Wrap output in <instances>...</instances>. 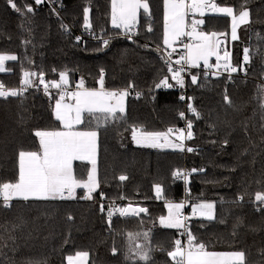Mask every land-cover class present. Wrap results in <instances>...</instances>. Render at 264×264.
Here are the masks:
<instances>
[{"label":"trees","instance_id":"16d2710c","mask_svg":"<svg viewBox=\"0 0 264 264\" xmlns=\"http://www.w3.org/2000/svg\"><path fill=\"white\" fill-rule=\"evenodd\" d=\"M51 1L13 0L17 11L9 0H0V55L17 57L4 64L0 84L20 86L25 71L43 73L49 81H58L59 74L67 72L72 86L83 79L86 88H99L102 75L105 89L132 92L123 119L97 127L96 119L85 114L79 126L99 135V188L92 201L82 198L86 194L82 188L76 190L75 199L17 198L10 207L0 199V264H67V257L77 252L89 253L88 264H175L168 253L180 239L181 229L163 227L158 218L168 214V202L185 197L191 202L189 209L199 203L215 205V219L198 215L189 227L206 250L243 251L245 264H264V205L255 200L256 193H264V0H215L237 14L249 12V22L235 41L229 37L230 17L208 15L200 27L208 33L229 34L222 53L230 50L238 71L231 76L208 75L205 67L192 68L183 88L176 83L172 88H155L164 76H171L161 51L164 0H148L149 11L140 13L132 38L112 26L111 0ZM88 28L109 39L108 46L89 37L80 42L78 35H88ZM245 49L248 62L243 60ZM38 75L31 77L33 85ZM130 84L134 88H128ZM185 85L200 113L199 118L188 115L193 138L186 140L185 148L194 150L135 144L132 125L159 132L183 126L185 120L178 113L188 106L180 99ZM225 95L231 104L225 102ZM58 96V92L48 95L30 89L0 97V183L17 179L20 151L38 150L36 131L62 128L54 113ZM184 168L189 174L186 184L173 175ZM90 170L86 161L74 165L78 179H86ZM121 175L127 179L119 180ZM156 184L163 187V198L156 196ZM115 201H130L148 212L118 216L109 225L106 208ZM130 233L141 234L135 243L148 252V261L129 251ZM143 233H148L147 240Z\"/></svg>","mask_w":264,"mask_h":264},{"label":"snow or ice","instance_id":"6c2138e0","mask_svg":"<svg viewBox=\"0 0 264 264\" xmlns=\"http://www.w3.org/2000/svg\"><path fill=\"white\" fill-rule=\"evenodd\" d=\"M43 0H35L36 4L42 3ZM11 7L19 11L13 0H9ZM165 15H164V34L163 45L165 46L166 59L165 64L167 71L171 76H164L155 88H172L173 84L169 80H174L181 88L184 87V78L181 75L185 71V66L197 68L201 62L203 65L217 69L221 68L219 63L224 61V70L235 73L238 68L230 63V53L224 51L221 56L222 41L219 37L228 38V33H205L197 31V25H202L204 21L194 20L191 23L190 31H186V16L189 12H199L204 15L205 9L222 13L231 18V40L235 41L239 37L237 29L240 25L249 22V12L242 10L237 15L233 7H221L216 3H209V0H164ZM145 13L149 11L148 0H111V24L114 28L123 29L124 34L133 32L137 16L140 10ZM28 12H32L31 7H27ZM86 13L89 11L85 10ZM88 27H91L87 22ZM151 31V28L148 29ZM183 37H191V43H183ZM129 38H131L129 36ZM79 40V38H77ZM180 42L185 51L180 55V58L175 60L176 65H180L178 69H173V61L171 59L173 53L177 51L174 45ZM105 47L109 44V39H103ZM171 49V51H167ZM215 57L217 63L210 64V58ZM16 56L0 55V72H3L4 61H15ZM244 62L249 61L248 49L244 50ZM35 72L25 71L23 73L22 85L20 89L7 90L0 84V97L22 95L27 88L32 87L34 81L29 77L37 76ZM58 81L45 82L43 73L38 75V83L36 86L43 85L46 94L51 95L49 87L59 90L58 99L55 100L54 113L55 119L62 122L63 130H38L35 136L38 140V150L35 151H20L18 154V176L15 182L0 183V199L3 200L5 206L10 207V201L13 199H37V200H55V199H75L77 189H86V195L83 199L92 200L93 193L99 188V180L97 176L96 162V141L98 132L96 130L79 131L74 130L75 126L81 125L85 121V114L95 118L97 127L107 125L111 121L123 119L126 115L125 98L129 95L128 89L121 91H108L104 89L103 76L99 79L98 89H88L84 85V80L81 79L75 91L69 90V77L67 72L59 74ZM191 82L197 83V77L192 76ZM128 88H134V85H128ZM139 97L140 93H136ZM184 99L183 96L180 97ZM226 103L231 104V100L225 95ZM188 109L197 118L200 113L192 105L188 104ZM100 114V115H97ZM119 114V115H118ZM181 119H185L186 128H168L166 132L147 131L143 126H130L131 138L141 146L151 148H173L179 151L192 152L191 147L185 148L184 141L193 138L191 131L193 124L191 120L185 118L183 111L178 113ZM175 136V140L169 139L170 136ZM161 140L164 142L162 143ZM74 161H88L91 164V170L87 173L86 179H78L74 172ZM192 169V172H196ZM176 179L187 180L188 174L182 170H176L173 173ZM127 176L121 175L119 180L124 181ZM155 193L158 198H163V187L156 184ZM103 197V193H100ZM123 199V197H122ZM243 199V197H241ZM255 200L264 205V193H256ZM183 203L168 202V214L160 216L159 224L166 228L183 229L181 233L187 234V245L182 246L180 239L174 241L175 248L168 255L175 261V264H245V253L243 251H235L230 253H216L206 250L204 243L197 242L186 225L188 219L182 213L184 208ZM214 203H199L193 208V215L199 214L208 220L215 219ZM101 212L105 211L103 204L100 205ZM148 209L140 206L114 207L107 210V221L109 225L112 223L114 215H119L124 218L139 217L141 214H147ZM71 219V217H69ZM140 233L128 234L130 243L133 245L130 252L143 261L149 260L148 252L143 246L135 243L140 237ZM144 239H148V233L142 234ZM113 248V253H116ZM89 253L77 252L75 256L67 257V264H87Z\"/></svg>","mask_w":264,"mask_h":264},{"label":"built area","instance_id":"2783aa9c","mask_svg":"<svg viewBox=\"0 0 264 264\" xmlns=\"http://www.w3.org/2000/svg\"><path fill=\"white\" fill-rule=\"evenodd\" d=\"M47 1L52 2L51 0H47ZM187 3L190 4V3H191V0H187ZM194 20H197L196 17H195V12H189L188 15H187V25H188L187 31H190V29H191V23H192V21H194ZM198 27H199V25H197V29H198ZM87 34H88V35H82V34H79V35H78L79 41H80V42H84V41L87 40V37L92 38V39H95V40H103V39H106V38H104V37H97V36H95V34L92 32V29H91V28H88V30H87ZM125 35L128 36V37L130 36V37L132 38L133 36L136 35V32L128 33V34H125ZM191 42H192L191 37H184V43H191ZM161 51H162L163 55H164L165 58H166V51H165V48H162ZM167 51H171V50H170V49H167ZM184 51H185V50H182V51L180 52L179 57H180V55H181ZM171 59H172V61H173V64H172L173 69H178V68L180 67V65H176V64L174 63V61L177 60V59H176V56L174 55V53H173ZM232 66H233V65H232ZM235 67H236V66H235ZM191 70H192V67L185 66V71L181 73V74L183 75L184 81L186 80L187 75L190 73ZM207 74H208V75H210V74H216V75H228V76H231L233 73H232L230 70H229V71H225V70H224V67L221 66V68H219V69H211V68H207ZM29 78L32 79L31 77H29ZM44 80H45V82H49V80H48L46 77H44ZM3 86H4V88L7 89V90L20 89V88L23 87L22 84H21L20 86H18V87H9V86H6V85H3ZM76 88H77L76 85H75V86H69V90H70V91H75ZM30 89H34V90H37V91H42V92L45 93L44 88H43V85H39V87H37L36 85H33L32 87L27 88L26 91H28V90H30ZM26 91H24V92H26ZM113 91H121V90H113ZM128 91H129V92H132V89H130V90H128ZM49 92H50V93H52V92H58V93H59V90H57V89H55V88H51V87H49ZM181 96L184 97V99H183L182 101H184V102L187 103V104H191V99L189 98L188 88H187L186 85H185V88H184V89L182 90V92H181ZM184 113H185V118H186L187 120H189V119H188V115H189V114H192V115H193V113H192L191 111H189L188 106H187L186 111H185ZM184 120H185V119H184ZM181 128H186V123H185V121H184V124H183V126H182ZM182 171H183L184 173H187V174H188V172H187V170H186L185 168H184ZM175 179H176V178H175ZM188 179H189V174H188V178H187V180H184V179H176V180L179 181V182H182V183H185V184H186V183L188 182ZM187 191H188V190H187ZM85 195H86V194H85ZM85 195H84V196H85ZM84 196H83V197H84ZM63 200H66V199H63ZM84 200H85V201H92V200H87V199H84ZM180 202L183 203V204L185 205V206H184V210L182 211V213H183V215H184L185 217L188 218V219L185 221V223H186V225H187L188 228H189L190 225H191L192 219L195 218V217H197L198 214H197V215H193V209H189V206H190L191 202H190V200H189L188 198L185 197V198H184L182 201H180ZM129 204H131L132 206H137V205H135L134 203H132V202H130V201H115V202L109 204V205L107 206L106 210H109V209L114 208V207L128 206ZM118 216H119L118 214H117V215H114L112 219L117 218ZM189 230H190V228H189ZM183 231H184L183 229L180 230V240H181V242H182V246H186V245H187V234L185 233V234L182 235L181 233H182Z\"/></svg>","mask_w":264,"mask_h":264},{"label":"crops","instance_id":"0c3cea01","mask_svg":"<svg viewBox=\"0 0 264 264\" xmlns=\"http://www.w3.org/2000/svg\"><path fill=\"white\" fill-rule=\"evenodd\" d=\"M212 2H214L215 3V0H209V3H212ZM217 4V3H216ZM218 6H221V7H227V6H222V5H218ZM165 10V9H164ZM144 10L143 9H141L140 10V12L138 13V16H137V22H136V25H135V28H134V30L133 31H135V29L137 28V26H138V24H139V19H140V13L141 12H143ZM223 15V16H226V15H224V14H222V13H213V11H210V10H208V9H205V12H204V15L203 16H201L200 15V13L199 12H195V17H196V19L197 20H203V17H205V16H208V15ZM237 14V13H236ZM238 15V14H237ZM186 24H187V16H186ZM245 25V24H244ZM241 26H243V25H241ZM200 27H201V25H199V27H198V29L197 30H201L200 29ZM123 30V29H122ZM124 31V30H123ZM186 31H187V28H186ZM201 31H203V30H201ZM205 32V31H204ZM208 33V32H207ZM210 34V33H209ZM240 37V36H239ZM219 39H221V37H219ZM238 40V39H237ZM182 41H183V43H184V37L182 38ZM177 44V45H176ZM175 45H176V49H177V51L174 53V55L176 56V59H179L180 57H179V53H180V50H185L183 47H182V45H181V43L180 42H177ZM164 48H165V46H164ZM171 50V49H170ZM223 50V49H222ZM223 54V53H222ZM4 56H8V55H4ZM216 59H215V57H212V58H210V61H209V63L210 64H212V62L213 61H215ZM8 60H6V61H4V64L7 62ZM221 62V61H220ZM200 67H205V68H208V67H206V66H204L203 65V62H201V64H200ZM213 68V67H212ZM5 69V68H4ZM4 72V71H3ZM93 89H98V88H93ZM105 89V88H104ZM105 90H108V91H112V90H110V89H105ZM61 123V122H60ZM61 126H62V128L60 129V130H63V125H62V123H61ZM79 126L80 125H77V126H75V128H74V130H79V131H89V130H84V129H81V128H79ZM98 154H99V135L97 136V141H96V162L98 161ZM86 162H88V161H86ZM75 163H76V161H74L73 162V167H74V165H75ZM199 215V214H198Z\"/></svg>","mask_w":264,"mask_h":264},{"label":"rangeland","instance_id":"374dc122","mask_svg":"<svg viewBox=\"0 0 264 264\" xmlns=\"http://www.w3.org/2000/svg\"><path fill=\"white\" fill-rule=\"evenodd\" d=\"M213 13H217V12H214L213 11ZM244 26V25H243ZM243 26H239L238 27V29H237V35H238V37L241 35V32L243 33V31L244 30H241L242 29V27ZM244 29H245V26H244ZM197 31H201V30H197ZM204 32V31H203ZM205 33H207V32H205ZM230 33H231V29H230ZM229 37H230V41H232L231 40V36L229 35ZM240 38V37H239ZM238 38V39H239ZM177 45V44H176ZM176 45H174V47H176ZM229 53H230V63H231V65H233L232 64V61H231V52H230V50H227ZM217 63V61L215 60V61H213L212 62V64L213 65H215ZM220 64H221V66L223 67V65H224V62H219ZM200 67V66H199ZM211 69H217L216 67H213V68H211ZM172 82V83H171ZM170 82V80H169V83H171V84H173L174 85V83H175V81H171ZM69 86H72L70 83H69ZM58 99V98H57ZM126 102H127V97L125 98V108H126ZM62 123V122H61ZM63 125V124H62ZM169 139H171V140H175V136L173 135V136H170L169 137ZM161 142L163 143L164 141L163 140H161ZM136 144V143H135ZM184 145H186V140L184 141ZM139 146H141V145H139ZM156 149H173V148H168V147H165V148H156ZM97 174H98V170H97ZM87 191V190H86ZM173 203H181V202H173ZM195 207V206H194ZM184 210V208L182 209V211ZM200 216V215H199ZM200 217H202V216H200ZM203 218H205V217H203ZM207 251H209V250H207ZM209 252H214V251H209ZM216 253H230V252H216ZM75 256V255H74ZM87 264H88V260H87Z\"/></svg>","mask_w":264,"mask_h":264},{"label":"water","instance_id":"95a60500","mask_svg":"<svg viewBox=\"0 0 264 264\" xmlns=\"http://www.w3.org/2000/svg\"><path fill=\"white\" fill-rule=\"evenodd\" d=\"M43 3H44V0H43V2L40 3V4H43ZM220 40L222 41V44H221V52H220V54H221V56H223V54H222V49H226V48H227V40H225V38H221ZM221 62H224V61L221 60Z\"/></svg>","mask_w":264,"mask_h":264}]
</instances>
